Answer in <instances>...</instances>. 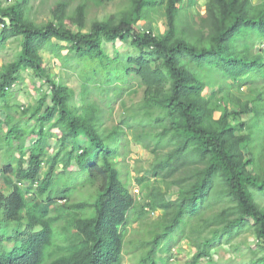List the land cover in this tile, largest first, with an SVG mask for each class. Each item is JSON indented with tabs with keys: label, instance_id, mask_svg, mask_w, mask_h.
I'll return each mask as SVG.
<instances>
[{
	"label": "trees",
	"instance_id": "16d2710c",
	"mask_svg": "<svg viewBox=\"0 0 264 264\" xmlns=\"http://www.w3.org/2000/svg\"><path fill=\"white\" fill-rule=\"evenodd\" d=\"M126 1L119 18L95 20L88 29L86 3L68 15L70 2L62 0L40 26L22 5H0V44L20 40L16 58L0 70V103L21 70L48 87L35 106L22 108L28 114L23 121L0 117V264H123L125 255L132 264H172V251L183 241L194 248L187 264H264V205L257 201L264 198V0H206L192 24L183 22L182 0ZM156 9L165 21L160 35L137 25ZM117 42L134 53L107 55L104 44ZM44 49L65 50L64 64L81 65L84 89L86 82L104 94L111 88L118 100L133 85L143 88L135 112L148 119L157 111L163 123L158 136L173 144L137 178L146 189L143 202L118 170L123 129L103 135L100 106L70 104L73 91L49 76ZM55 130L59 146L48 155ZM27 136L34 137L29 147ZM177 174L175 200L149 189L150 177ZM79 182L94 189L91 202H70ZM158 211L161 218L148 221ZM135 223L137 237L126 240ZM247 228L255 250L233 243ZM223 245L231 256L214 259L212 250Z\"/></svg>",
	"mask_w": 264,
	"mask_h": 264
},
{
	"label": "rangeland",
	"instance_id": "374dc122",
	"mask_svg": "<svg viewBox=\"0 0 264 264\" xmlns=\"http://www.w3.org/2000/svg\"><path fill=\"white\" fill-rule=\"evenodd\" d=\"M62 0H0L1 7H9L14 4L22 5L25 11V16L28 20L32 21L36 25H43L52 20V10L58 2ZM70 2L67 14H73L76 7L81 3H86V20L85 29H88L90 24L97 20L101 21L108 18L117 19L124 11L129 7L126 0H113L106 4L95 5L92 0H68ZM206 0H195L194 4H190L188 0H182V17L184 23L192 24V15L197 13L204 14ZM257 2L258 0H253ZM139 28L143 30H149L155 35H160L165 30V21L163 17V11L156 9L150 11L145 22L137 23ZM2 25L0 24V30ZM54 43H57L54 41ZM20 51V40L9 39L4 44H0V70L2 67L12 62L18 52ZM104 51L107 55H114L115 51L119 54H133L132 47L127 44L117 42L115 45L110 43L104 44ZM65 50H57L55 54L49 49H44L41 52L44 65L49 73V76L53 78L57 83L66 85L73 91V97L70 104L75 107H79L84 101L94 102L97 106L102 108L104 111L102 134L106 135L114 127L123 129V140L122 146H119L121 156L116 159L119 165V171L122 173L121 178L129 185L131 194L135 197L137 202H143L146 195V189L142 188L138 183L137 178L144 177L148 173L150 167L155 163L157 159L164 157L166 153L173 149V144L168 141V137L158 136L162 132L163 123L158 122L159 113L157 111H151V116L147 119H143L142 115L135 112L138 106L143 101V88L138 85H133L128 89L124 90L123 94L115 100L118 96L110 91L103 93L101 90H97L92 82H86V88L84 89V82L81 78V65L76 64L74 60L64 64L66 60ZM59 58H58V57ZM60 57L62 60H60ZM47 85L39 81L31 71L21 70L18 82L13 85L10 93L7 94L6 103H0V117L4 119L6 115L11 116L13 119L23 121L28 115H23L28 106H35L38 100L42 97L43 93H48ZM108 88V87H106ZM209 90H206V94ZM233 93H238L237 90H233ZM240 93L242 96L246 94V88H241ZM240 93H238L240 95ZM245 96V95H244ZM87 98V100H86ZM110 101V105L106 103ZM23 111V113H22ZM135 112V113H134ZM218 114L215 115L217 117ZM142 119V120H140ZM134 121V122H132ZM143 121V122H141ZM125 122V123H123ZM141 122V123H140ZM58 132L55 130L53 137L49 141L48 155H52L57 152L59 146ZM156 137L160 139L156 142ZM82 138L80 139V141ZM34 137L27 136L24 139V145L29 147L33 144ZM83 143V141H81ZM84 144V143H83ZM3 152L0 150V164L2 161ZM17 156V155H16ZM42 168V176L45 175L46 168L48 167L47 161ZM75 163L72 162V167L69 168V172L74 169ZM62 166L59 165L57 172H62ZM180 175H175L170 180H154L150 177L148 183L149 189H157L165 194L169 200H175L177 198L178 188L172 183ZM63 179V178H61ZM58 178V182L62 183L64 180ZM71 187L70 202L88 201L93 200L92 195L94 189L91 186L82 187L80 182ZM219 188V186H217ZM143 189V190H142ZM138 191V194H135ZM257 201L263 206L264 198H257ZM61 204L62 202H58ZM93 211L92 209H90ZM216 212V207L212 208L209 213ZM89 213V211H88ZM51 214V213H50ZM87 214V211H86ZM52 215V214H51ZM161 211L154 212L148 215V221H154L161 218ZM64 220H60L57 224V230L60 229ZM139 223L133 224L130 227V233L126 237V240H133L137 237V230ZM11 230V228H9ZM56 225L54 226V232ZM59 240V238H58ZM234 245H241L242 250L246 251V247H251L255 250V239L252 231L247 228L234 240ZM217 251L214 259L220 257L222 260L228 259L231 256V251L227 245H223L221 248L213 249ZM194 248L183 241L180 243V247L172 251L173 260L172 264H187ZM123 264H132L130 256H124ZM219 264H224L220 261Z\"/></svg>",
	"mask_w": 264,
	"mask_h": 264
},
{
	"label": "built area",
	"instance_id": "2783aa9c",
	"mask_svg": "<svg viewBox=\"0 0 264 264\" xmlns=\"http://www.w3.org/2000/svg\"><path fill=\"white\" fill-rule=\"evenodd\" d=\"M136 193L135 194H138V191H135Z\"/></svg>",
	"mask_w": 264,
	"mask_h": 264
},
{
	"label": "clouds",
	"instance_id": "9594fccd",
	"mask_svg": "<svg viewBox=\"0 0 264 264\" xmlns=\"http://www.w3.org/2000/svg\"><path fill=\"white\" fill-rule=\"evenodd\" d=\"M21 187H23V183H21Z\"/></svg>",
	"mask_w": 264,
	"mask_h": 264
}]
</instances>
